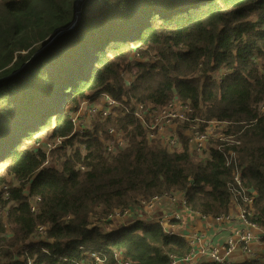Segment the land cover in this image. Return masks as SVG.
Instances as JSON below:
<instances>
[{"label":"trees","instance_id":"trees-1","mask_svg":"<svg viewBox=\"0 0 264 264\" xmlns=\"http://www.w3.org/2000/svg\"><path fill=\"white\" fill-rule=\"evenodd\" d=\"M75 1L0 0V264H173L191 254L183 237L111 220L167 194L211 219L253 199L264 228V0H85L69 31ZM137 51L129 91L122 72ZM103 93L121 108L77 131L66 104ZM131 99L189 104L193 123H227L229 140L198 152L179 128L180 149L164 148L129 113ZM112 127L129 143L106 156Z\"/></svg>","mask_w":264,"mask_h":264},{"label":"built area","instance_id":"built-area-1","mask_svg":"<svg viewBox=\"0 0 264 264\" xmlns=\"http://www.w3.org/2000/svg\"><path fill=\"white\" fill-rule=\"evenodd\" d=\"M140 55L141 53L137 51L133 55L132 60L128 62L126 68L122 72L124 83L129 91L132 89L133 85V80L129 77V68L136 58H141ZM98 99L101 101L100 109L96 106L95 102L87 100L83 102L77 110L69 109L67 111L70 119L76 125L77 131L81 133L87 131V128L85 127L86 119L97 117L100 120L105 121L115 115L116 109L121 108V104L107 93L100 94ZM129 113L146 127L148 139L151 141L156 140V136L166 129L167 134L166 136L162 137L161 141L174 147L176 144L179 146V138L176 127H174L173 124L176 121L191 119L192 109L189 104L174 100L168 105L167 109L163 108L159 110H152L151 108L141 105L136 100L131 99V108L129 109ZM147 114H150V116L147 117ZM197 120H199L200 123L208 124L209 128L206 132H202L199 126H194L191 130V143L196 150H205L212 140L223 142L229 140V137H227L223 132L224 128L227 126V123L217 121L207 122L204 119ZM107 135L110 140L105 141L104 139H101L105 147L106 156L117 155L128 146L129 139L126 132L122 129L112 127L108 130ZM46 146L49 148L46 150H50L53 147V144L46 143ZM37 147H40L39 144ZM46 165H48V163H46ZM82 170H84V167H82ZM237 180L239 181V178H237ZM15 186H17V183L15 181H11L8 185H5L2 188V191L7 194L10 188ZM168 201L172 203H168ZM177 201L178 205L176 206L175 202ZM167 204L173 205L175 207V212L166 219L162 218L161 221L157 222H160L166 228L169 234H177V236L183 237L192 247L191 254L188 257L176 259L173 264H189L191 261H193L195 256H197V254H201L202 258L218 264H231L233 256L239 252L249 257L252 261L261 259L262 256L258 250L260 249V246L257 247V245H261L262 242H264V228L253 222L251 219L253 216V199H246V204L244 206L234 203L231 213L227 215H223L217 219L209 218L220 225V227H222L226 232L224 242L220 245H216L211 241H206V235L201 231H196L185 235L178 234L174 230V226L176 223H179L183 220L185 213H192L186 205L183 194H167L154 197L149 202H146L145 209H148L150 212H152L157 209V207ZM233 208L234 212H237L236 217L233 216ZM33 210H35V207H33ZM133 211L134 209H130L125 212H117L115 217L125 219L128 215L132 214ZM137 215H139V212ZM201 218L208 219V217ZM166 226H170L173 231H169L168 227ZM38 234L40 237H46L47 227H41L38 231ZM195 245L202 246L199 253L194 249ZM96 259L99 260L98 257H96Z\"/></svg>","mask_w":264,"mask_h":264},{"label":"rangeland","instance_id":"rangeland-1","mask_svg":"<svg viewBox=\"0 0 264 264\" xmlns=\"http://www.w3.org/2000/svg\"><path fill=\"white\" fill-rule=\"evenodd\" d=\"M83 1H85V0H79V4H82V2ZM104 0H91V2L93 3H95V5H96V7H99V4H101L102 2H103ZM81 2V3H80ZM94 3H93V5H94ZM79 8H81V6L79 5ZM70 31V30H69ZM65 32V31H64ZM64 34V33H63ZM62 34V35H63ZM53 43V42H52ZM223 75V72L222 71H220V72H218L217 74H216V77H221ZM92 102H95L96 103V106L100 109V107H101V101L98 99V96L95 98V99H93L92 100ZM168 108V106L167 107H165L164 109H167ZM69 109H71V107H70V105L68 106V104H66V110H65V112L67 113V111L69 110ZM68 114V113H67ZM151 115H152V113H151ZM147 117H149L150 116V114H147L146 115ZM96 123H97V117H94V118H88V119H86V123H85V127L87 128L86 130H87V132H88V130L89 131H91V129L93 128V127H95V125H96ZM207 123V122H206ZM174 127H176V131H177V134H178V140H179V146L176 144V145H174V147H172V146H170V145H168V144H166V143H164V142H162L161 141V139H162V137H164V136H166V134H167V130L166 129H164L158 136H156V141H159L160 143H161V145L164 147V148H167V149H170V148H172V149H180V147H181V142H180V132H179V128H180V130L182 131V133H184V135L186 136V137H188V139H189V141H190V145H191V148L194 150V151H198V150H196L195 148H194V146H193V144L191 143V138H190V134H191V130L193 129V127L194 126H199V128H200V130L202 131V132H206V131H208V128H209V126H208V124H203V123H200L199 122V120H196V122L195 123H193V121L191 120V119H188V120H180V121H176V122H174ZM187 126H189L188 128H187ZM118 128V127H117ZM124 131V130H123ZM104 140L105 141H108V140H110L109 139V137L108 136H106L105 138H104ZM149 141H151V140H149ZM152 141H155V140H152ZM213 141L214 140H212V142H211V144L213 143ZM5 143H4V145H3V150L5 149ZM39 146L40 147H43L45 150L46 149H49L47 146H46V143L44 142V143H40L39 144ZM209 146V145H208ZM208 146H207V148H208ZM206 148V149H207ZM70 151L72 152V151H74V149L73 148H70ZM203 151V150H202ZM198 152H200V151H198ZM0 169H1V171L3 170V165H0ZM168 203H172V202H170V201H168ZM176 203V206L178 205V201L177 202H175ZM145 206H146V201L145 202H143V206H142V208H140V209H136V210H144L146 213H148V214H150V215H148L147 217H144L143 219H140V220H147V221H149V220H151V221H154V222H157V221H161L162 220V217H163V215H161V212H162V206L161 207H157V209H155L154 211H152V212H150L148 209H145ZM135 212L134 213H132V214H130V215H128L125 219H123V218H120V217H113L111 220H113L114 222H118L115 226L117 227V226H120V225H128V226H130V225H132V224H134L135 223V220H134V217H135ZM183 215H184V212H183ZM0 217H1V214H0ZM138 217V216H137ZM190 220H191V217L190 216H185V220H184V218H183V220L181 221V222H179V223H176V225L174 226V230L178 233V234H180L179 233V229H180V227L183 225V223H185V225H184V227H183V229H182V232L184 233L187 229H188V227H190L191 226V224H190ZM166 227H168V229H169V231H173V229L172 228H170V226H166ZM264 247V242H262V244L260 245V251H261V249ZM261 261L263 260V257H261V259H260ZM183 264H187V263H183Z\"/></svg>","mask_w":264,"mask_h":264},{"label":"crops","instance_id":"crops-1","mask_svg":"<svg viewBox=\"0 0 264 264\" xmlns=\"http://www.w3.org/2000/svg\"><path fill=\"white\" fill-rule=\"evenodd\" d=\"M232 211L234 212V208ZM134 212L136 214L134 217V220L143 219L144 217H147L148 215H150V214L146 213L144 210H136L135 209L133 211V213ZM138 212H139V215H137ZM174 212H175V207L173 205H170V204L162 205V212H161V215H163L162 218L166 219L167 217L172 215ZM236 214H237V212H234L233 216L236 217ZM185 216L191 217V220H190L191 226L188 227V229L183 233L182 229L185 225V223H183V225L179 229L180 234L188 235V234L196 232V231H201L202 233H205L206 241H211V242L215 243L216 245H220L224 242V239L226 237V232L216 222H214L213 220H211L209 218L208 219L201 218L199 215H196L193 213H185L184 220H185ZM149 221H151V220H149ZM259 246L260 245H257V247H259ZM201 248H202L201 245H195L194 246V249L197 250L198 253L201 250ZM258 250L261 253V256L264 257V247L261 249V251H260V249H258ZM207 261H208L207 259L202 258L201 254H197V256H195L193 261H191V263H189V264H200L202 262H207ZM247 261H252V260L249 257H247L246 255L239 252L233 256L231 263H244Z\"/></svg>","mask_w":264,"mask_h":264},{"label":"water","instance_id":"water-1","mask_svg":"<svg viewBox=\"0 0 264 264\" xmlns=\"http://www.w3.org/2000/svg\"><path fill=\"white\" fill-rule=\"evenodd\" d=\"M79 0H76L75 1V6H76V14H77V20L74 22V24L72 25V27L69 29V30H72L76 25H77V23L80 21V10H79ZM64 33V31H62V32H60V33H58L57 35H56V37L49 43V45L50 44H52V42L56 39V38H58L59 36H61L62 34ZM48 45V46H49ZM47 46V47H48ZM47 47H45V48H43V49H41L38 53H36L34 56H33V58H35L38 54H40L41 52H43V50H45ZM31 62V60L30 61H28L22 68H21V70H23L25 67H27L28 66V64Z\"/></svg>","mask_w":264,"mask_h":264}]
</instances>
